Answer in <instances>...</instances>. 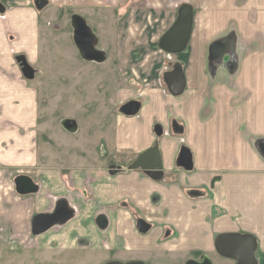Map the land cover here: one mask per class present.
Returning <instances> with one entry per match:
<instances>
[{
  "label": "crops",
  "instance_id": "obj_1",
  "mask_svg": "<svg viewBox=\"0 0 264 264\" xmlns=\"http://www.w3.org/2000/svg\"><path fill=\"white\" fill-rule=\"evenodd\" d=\"M44 1L38 9L36 0H0V245L86 254L84 263L93 264L141 259L183 264L216 252L218 233H248L257 243L258 264H264V154L258 147L264 141V0H177L165 10L137 8L141 0ZM182 3L193 8L191 35L183 51L168 55L158 42ZM52 7H60L59 19L63 15L71 27L74 13L86 21L100 16L101 8L112 14L101 24L106 37L97 43L105 59H82L99 69L111 62L118 112L130 99L141 104L135 115H115V135L97 138L111 155L80 146L74 136H63L59 153L38 142L36 90L17 56L29 64L38 58V22L56 20ZM114 7H129L128 18L116 20ZM226 39L231 44L216 60L210 47ZM168 56L183 69L179 95L163 80ZM153 145L162 162L160 180L132 167ZM182 146L191 153L190 170L178 164ZM20 174L31 177L35 192L17 193L14 178ZM60 201L72 216L33 234V216ZM137 216L151 223L147 233L137 231Z\"/></svg>",
  "mask_w": 264,
  "mask_h": 264
},
{
  "label": "rangeland",
  "instance_id": "obj_2",
  "mask_svg": "<svg viewBox=\"0 0 264 264\" xmlns=\"http://www.w3.org/2000/svg\"><path fill=\"white\" fill-rule=\"evenodd\" d=\"M156 1L159 3L155 4ZM176 2L177 0H141V7L137 8L145 10L163 8L165 10L167 7H176L173 5ZM77 8L80 7H68V11ZM114 8L116 20L128 18L126 11L129 7ZM52 9L57 11L54 14L56 20L51 19L54 23H51V20H48L47 23L45 20L38 22L37 37L40 40V51L37 59L30 60L32 67L37 69L36 74L28 83L36 90L38 106L34 129L38 142L42 147L59 153L63 151L64 147L63 136H74V141L80 146L82 143L87 149L104 150L108 155H111L109 152L111 148L106 144L105 146L99 145L97 138L109 137L117 133L118 126L115 115L120 111L118 112L115 107L118 101L116 70L111 62L107 64L106 68L99 69L94 63L83 61L74 44L72 27L65 24L63 15L62 19H59L63 13L59 12L60 7H52ZM111 10L113 11V7ZM47 11H49V7H46L42 13ZM97 12L100 13V16L92 20L87 19V24L95 34L99 33L101 38L97 43L101 45L102 38L106 37V32L103 34L101 32V24L106 22L109 15L111 20L112 14L109 11L106 12L104 8ZM55 25L58 28L54 27ZM44 43L46 44L44 45ZM43 46L44 50L41 49ZM168 57L169 64L165 69H171L174 62L173 56H171L172 58ZM14 65L17 67L15 61ZM63 116L70 117L77 122L78 130L75 133H69L63 129L61 125ZM2 179L3 174L0 173V184ZM207 256L213 264H223L225 261L222 260L224 257L217 252H212ZM87 259L86 254L43 253L32 248L19 250L0 245V264L94 263L93 261L84 263ZM144 261L147 264H156L152 259ZM163 261L160 264H168L166 259Z\"/></svg>",
  "mask_w": 264,
  "mask_h": 264
},
{
  "label": "water",
  "instance_id": "obj_3",
  "mask_svg": "<svg viewBox=\"0 0 264 264\" xmlns=\"http://www.w3.org/2000/svg\"><path fill=\"white\" fill-rule=\"evenodd\" d=\"M44 0H36L38 9L43 8ZM4 11V6L0 2V13ZM193 23V8L188 3H182L177 9V15L172 25L164 32L159 39L158 45L161 50L168 54H176L183 51L189 41ZM71 25L73 27V40L75 46L84 60L101 62L105 59V53L97 47L98 38L87 24L86 19L77 13L71 16ZM231 39L214 42L211 47V54L219 58L221 52L229 47ZM17 61L21 67L24 77L32 79L35 69L30 65L23 55L17 56ZM163 80L167 90L172 95H179L185 88V77L182 66L179 62H174L172 68L163 75ZM140 101L130 99L123 103L119 111L125 115H135L140 108ZM62 127L69 131L77 130V123L72 118H64L61 121ZM155 132L160 135L162 129L159 125L155 126ZM260 151L264 154V141L258 145ZM178 164L186 170L192 168V157L189 149L182 146L179 152ZM133 168H141L146 175L152 179L159 180L163 176V167L157 145H153L140 153L132 164ZM15 190L18 194L26 195L37 190V186L30 176L26 174L17 175L14 178ZM73 212L65 201L56 204L52 211L46 213H37L31 221V231L33 234H40L56 224L67 221ZM150 228L149 223L144 219H137V229L144 233ZM215 251L228 259L235 261L236 264H258L255 237L248 233H220L214 242ZM103 264H147L142 260H111ZM183 264H213L207 255H203L201 260L188 259Z\"/></svg>",
  "mask_w": 264,
  "mask_h": 264
},
{
  "label": "flooded vegetation",
  "instance_id": "obj_4",
  "mask_svg": "<svg viewBox=\"0 0 264 264\" xmlns=\"http://www.w3.org/2000/svg\"><path fill=\"white\" fill-rule=\"evenodd\" d=\"M141 169V168H140ZM144 172V171H143ZM151 178V177H150ZM162 178V177H161ZM160 180V179H159ZM138 218H142V219H144L147 223H149L145 218H143L142 216H137V218H136V220H135V225H136V229H137V219ZM149 225H150V228H151V223H149ZM149 228V229H150ZM149 229H148V231H149ZM137 231H138V229H137ZM139 232V231H138ZM139 233H141V232H139ZM145 233H147V231L146 232H144V233H142V234H145ZM220 233H218V234H216L215 235V237H214V239H213V244H214V242H215V239H216V237L219 235ZM214 248H215V246H214ZM203 255H206V254H203ZM203 255H201V257L203 256ZM201 257H199V258H192V259H196V260H201ZM190 259V258H189ZM188 260V259H187ZM233 261V260H232ZM233 263L234 264H236L235 263V261H233Z\"/></svg>",
  "mask_w": 264,
  "mask_h": 264
},
{
  "label": "built area",
  "instance_id": "obj_5",
  "mask_svg": "<svg viewBox=\"0 0 264 264\" xmlns=\"http://www.w3.org/2000/svg\"><path fill=\"white\" fill-rule=\"evenodd\" d=\"M177 5V4H176ZM168 55H170V54H168Z\"/></svg>",
  "mask_w": 264,
  "mask_h": 264
}]
</instances>
